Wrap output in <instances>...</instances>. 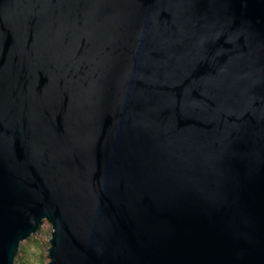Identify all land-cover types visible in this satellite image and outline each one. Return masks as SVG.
Returning a JSON list of instances; mask_svg holds the SVG:
<instances>
[{"label":"water","instance_id":"1","mask_svg":"<svg viewBox=\"0 0 264 264\" xmlns=\"http://www.w3.org/2000/svg\"><path fill=\"white\" fill-rule=\"evenodd\" d=\"M264 264V0H0V264Z\"/></svg>","mask_w":264,"mask_h":264},{"label":"rangeland","instance_id":"2","mask_svg":"<svg viewBox=\"0 0 264 264\" xmlns=\"http://www.w3.org/2000/svg\"><path fill=\"white\" fill-rule=\"evenodd\" d=\"M50 233H51V228H50L49 224L44 223L41 226V229L38 231V233L36 235H34L36 237L35 245L32 243H30L28 245V255H29V261L28 262H29V264H39L40 258H41V260L43 259L44 261H46L45 264H48L49 260L47 259V250L49 247ZM34 236H32V237H34ZM31 238H29V239H31ZM28 240L23 241L22 242L23 245ZM19 248H20V246H19Z\"/></svg>","mask_w":264,"mask_h":264},{"label":"trees","instance_id":"3","mask_svg":"<svg viewBox=\"0 0 264 264\" xmlns=\"http://www.w3.org/2000/svg\"><path fill=\"white\" fill-rule=\"evenodd\" d=\"M32 243L35 245L36 243V237H32L31 239H29L27 242H25V244L23 245V243L20 245L19 251H18V255L15 259L14 264H29V255H28V245ZM46 261H44L43 259L41 260L40 258V263L39 264H45Z\"/></svg>","mask_w":264,"mask_h":264}]
</instances>
